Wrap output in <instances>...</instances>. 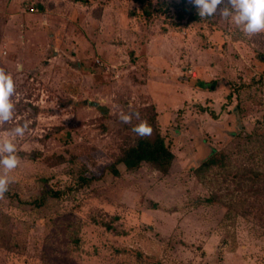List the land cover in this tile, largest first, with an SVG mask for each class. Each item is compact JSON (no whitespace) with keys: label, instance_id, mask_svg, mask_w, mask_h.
Wrapping results in <instances>:
<instances>
[{"label":"rangeland","instance_id":"374dc122","mask_svg":"<svg viewBox=\"0 0 264 264\" xmlns=\"http://www.w3.org/2000/svg\"><path fill=\"white\" fill-rule=\"evenodd\" d=\"M151 5L146 18L136 0H0L16 86L0 135L29 123L0 199V264H264V192L233 174L264 173V33L179 19L187 0ZM141 121L169 145L168 169L104 174ZM214 151L226 168L198 175Z\"/></svg>","mask_w":264,"mask_h":264},{"label":"clouds","instance_id":"9594fccd","mask_svg":"<svg viewBox=\"0 0 264 264\" xmlns=\"http://www.w3.org/2000/svg\"><path fill=\"white\" fill-rule=\"evenodd\" d=\"M187 3L196 10L200 19L220 17L230 21L248 38L264 33V0H187ZM15 95L16 86L12 76L0 68V129L15 120ZM133 116L138 117L139 113L121 111L118 118L124 124H131ZM28 128V122H17L16 126L6 131L8 135H0V199L4 198L10 185L15 182L11 175L19 166L15 141L24 137ZM132 132L145 138L151 135L152 128L147 121H141L132 127Z\"/></svg>","mask_w":264,"mask_h":264},{"label":"trees","instance_id":"16d2710c","mask_svg":"<svg viewBox=\"0 0 264 264\" xmlns=\"http://www.w3.org/2000/svg\"><path fill=\"white\" fill-rule=\"evenodd\" d=\"M142 9L143 14L146 18H149L152 12L151 0H136ZM177 17L179 19H198L199 16L196 13V10L189 8L185 5H182L180 9L177 10ZM191 83L194 87L199 89H212L214 81H206L200 78H193ZM173 159V153L170 150L169 145L165 141L164 137L159 133V131L155 130V133L152 137L140 138L137 137L134 144L130 145L127 149L121 153L114 162L110 163L106 166L105 172L117 174L118 173V165L122 164L126 169H133L138 167L142 162L151 164L153 167L158 169L159 171L165 172L171 161ZM227 155L222 151H214L210 156L201 160L196 167V172L201 176V171H205L213 166H218L226 168ZM100 174L97 176L90 175L85 176L87 181L91 179L98 180L103 177L104 174ZM238 178L240 182H248L249 187H253L255 185L254 193L257 195L260 192H264V188H256L258 184H264V173L256 170H252L249 168H242V170L237 169L233 172ZM215 194H211L202 200L205 202H213L215 198ZM228 208H231V204H226Z\"/></svg>","mask_w":264,"mask_h":264}]
</instances>
